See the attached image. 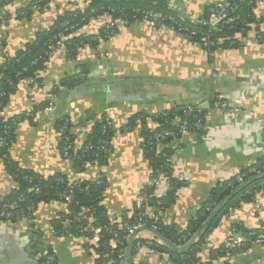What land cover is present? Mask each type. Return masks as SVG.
Returning a JSON list of instances; mask_svg holds the SVG:
<instances>
[{
    "label": "crops",
    "instance_id": "1",
    "mask_svg": "<svg viewBox=\"0 0 264 264\" xmlns=\"http://www.w3.org/2000/svg\"><path fill=\"white\" fill-rule=\"evenodd\" d=\"M163 1L191 17L205 8L213 9L228 2ZM73 4L85 7L82 0H53L50 8L35 13L30 20L11 19L5 24L0 34L7 48L0 47V67L7 54L12 55L33 42L38 32L72 11ZM24 5L16 2L7 10L15 15ZM255 13L263 19L260 27L264 33V0ZM110 20L114 21L111 16L95 19L81 34L97 35ZM115 23L118 31L111 39L101 41L98 47L82 49L75 60L67 58L64 48L58 49L41 73L42 86L32 79L21 82L3 112L6 118L31 112L45 103H53L54 111L40 110L32 120L18 124L11 159L18 167L44 177L60 173L76 182L78 172L62 155L61 133L55 122L68 117L76 145L80 147L88 136L87 129L93 127L95 120L106 117L116 130L112 141L114 152L108 165H90L82 178L93 182L101 175L106 176L108 186L103 205L110 217L121 223L124 216L132 214L141 191L151 184L152 161L145 155L143 144L145 132L159 127L153 116L176 106L198 105L206 111L201 132H190L178 142L158 144L159 152L171 151L173 176L187 183L179 190L177 202L168 209L165 222L185 229L219 182L264 157V42L253 30L243 46L219 50L210 60L198 44L171 28H156L144 21ZM67 79H72L71 86L63 84ZM215 98L219 100L216 104ZM223 101L229 102L227 110L220 107ZM140 115L143 116L131 127V120ZM17 188L16 179L0 159V194L10 195ZM167 189L164 186L159 196ZM67 210L62 202L41 203L32 221L22 218L6 224L0 220V264H44L42 258L48 247L61 264H96L85 242L52 233V221ZM235 223L247 230L262 226L264 192L255 202L241 205L223 219L202 249L200 256L204 261H210L212 251L228 245ZM68 225L67 222L65 227ZM156 236L153 230L138 233V239L146 242L156 241ZM133 264L170 263L146 249L137 254ZM214 264H226V259H218ZM233 264H264V245L255 244L240 253Z\"/></svg>",
    "mask_w": 264,
    "mask_h": 264
},
{
    "label": "trees",
    "instance_id": "2",
    "mask_svg": "<svg viewBox=\"0 0 264 264\" xmlns=\"http://www.w3.org/2000/svg\"><path fill=\"white\" fill-rule=\"evenodd\" d=\"M52 1L30 0L25 6L16 10L15 15H12L7 7L15 4L16 0H0V33L1 28L11 19L30 20L35 13H43L50 8ZM258 1L228 0L225 6L227 17L216 26V29H212L201 22L217 15L218 7L205 8L199 21L193 22L183 19L163 0H86L83 9L78 8L65 12L51 26L38 32L33 42L26 44L23 49L17 50L12 55L7 54L0 67V159L4 162L7 172L16 179L18 188L10 195L0 194V213H12L10 221L13 224L22 218L32 221L34 219L32 207L38 208L41 203L47 204L56 201L65 203L66 195L73 191V201L68 204L67 212L52 221L53 231L55 235L88 238L91 237V233L87 231L89 226L102 229V244L96 247L86 244L88 249L94 250L98 255L95 258L96 264L107 263L103 254L109 249V244L115 238H123L127 233V228L139 219L146 222L145 229L147 230L152 231V226L155 225L156 229L153 231L157 235L156 238L161 239L163 243L153 241L150 244L140 239L124 242V247L118 249H127V258L130 264L139 253L136 250L138 242L150 244L151 250L157 252L163 260L170 264H214V261L218 259L228 255L236 258L240 253L251 249L256 244L255 241L260 236H264V223L255 230H247L242 224L235 223L232 230L246 239L241 248L232 249L228 245L221 246L210 253V261H204L200 256L207 239L219 227L223 219L230 217L241 205L255 202L258 195L264 192V185H262L264 182V157L257 159L254 164L240 171L242 180L239 181L238 177L233 176L219 182L212 189L208 200L191 217L185 229L179 228L174 223L167 224L165 222L168 209L177 202L179 190L187 186V183L179 181L173 176L169 153L171 151L165 149L159 152L158 144L159 142L162 144L178 142L181 139L178 125L183 122H187L190 132H201L206 111L200 109L198 105L191 104L186 108L176 106L153 116L154 122L159 127L154 131L145 132L143 144L145 155L152 161L151 184L141 191L140 198H144L143 202H135L132 214L124 216L121 223L118 222V219H112L103 205V195L108 186L106 176H101L99 180L93 182L85 179L72 182L64 174L58 173L44 177L32 170L22 169L13 163L10 152L17 138L18 124L24 120H32L40 110L50 104L38 105L31 112H23L12 118H6L3 112L11 96L18 91L21 82L32 79L40 86L43 85V77L36 78L38 73L46 70L53 49L61 48L62 44L67 58L75 60L82 49L98 47L101 41L109 40L112 33L116 34L118 31L116 26L110 28L104 26L97 35H75L76 31L82 30L93 19L104 14H110L115 22L134 23L144 21L145 15L149 12H159L165 17V20L161 22L163 25L177 32L181 30V34L200 45L209 59L213 60L214 57L210 55L211 53L240 48L253 30L257 31L260 41L264 42V33L260 27L263 19L255 13ZM192 33L195 35L191 36ZM61 34L62 36H60ZM205 43L207 44L205 45ZM0 47L3 50L7 48V42L1 40V34ZM71 80L67 79L63 81V84L71 86ZM53 91L56 94L57 89ZM217 102L219 100L215 98L213 103ZM189 107L195 110L189 113ZM142 116L133 118L130 126L133 127L135 121ZM108 121L104 116L95 120L92 133L87 136L82 146L77 147L76 137L71 132L73 125L68 117L56 120V128L61 133L62 155L72 162L73 168L78 173H84L90 165L103 167L109 164L114 152L112 141L116 130L113 127L104 130ZM168 131L174 133V136L165 139L157 138L158 135ZM165 175L168 176L166 185L168 189L160 196L155 195L157 186L152 183ZM15 202L17 207L13 210L9 209V206ZM85 209L89 212L83 215L82 212ZM150 209L156 210L152 217L147 215ZM158 210H161L163 214L158 215ZM90 218L93 222H89ZM67 222L69 225L65 227ZM48 248L49 251L42 258L44 264L45 256L54 253L50 247ZM113 252L115 253L116 250ZM226 264L229 262L226 261Z\"/></svg>",
    "mask_w": 264,
    "mask_h": 264
},
{
    "label": "built area",
    "instance_id": "3",
    "mask_svg": "<svg viewBox=\"0 0 264 264\" xmlns=\"http://www.w3.org/2000/svg\"><path fill=\"white\" fill-rule=\"evenodd\" d=\"M262 0H259L258 3H257V6L258 4L261 3ZM16 2H20L22 4H27L30 2V0H16ZM86 3V0H82V4L85 5ZM24 5V6H25ZM225 6H226V3L225 4H219L217 7L219 8V12L217 15H213L211 16V18L207 21H203L201 23H203L204 25H208L210 26L212 29H216V26L221 22L223 21L227 16H226V12H225ZM83 9L84 7H80L79 5H72L71 6V10H76V9ZM175 9V8H174ZM176 11H178L177 9H175ZM178 13L180 14V16L183 18V19H188L190 21H193V22H198L199 21V18H200V15L203 13H200L198 15H195L194 17H191V16H188L184 13H181L178 11ZM104 16H108L110 17L111 15L110 14H104L103 16H100L98 17L97 19L101 18V17H104ZM96 19V18H95ZM95 19H93L92 21H94ZM165 20V17L159 13V12H149L145 15V19H144V22L148 23L149 25L153 26V27H156V28H167L169 29L170 27L166 26V25H163L161 22ZM91 21V22H92ZM119 22V21H117ZM160 25V26H159ZM104 26H107L108 28L110 27H113V26H116L117 27V24L110 20V22H108L107 24H105ZM83 30V29H82ZM82 30H78L75 32V35H81V31ZM179 33H181V30L178 31ZM115 34H111L109 36V39H111ZM195 35L194 33L191 34V36ZM62 36V34L60 35ZM257 37L260 39V36L257 34ZM64 39V37H63ZM207 43H205L206 45ZM64 48V45L61 44V48H58V49H63ZM199 48L202 50L201 46L199 45ZM58 49H53V54L58 50ZM204 51V50H203ZM217 52H214L213 54L211 53L210 55H212V57H214L216 55ZM52 54V55H53ZM42 77V74L41 73H38L37 75V78L36 79H39ZM229 102L228 101H223L220 103V107L221 109L223 110H227L228 107H229ZM46 111L49 112V113H53L54 111V105L53 103H50V105H48L46 108ZM189 110V113H191L192 111H194L195 109L194 108H191L189 107L188 108ZM108 127H113V124L111 121H108V124L104 127L105 129L104 130H107ZM179 127V133L181 135V138L182 137H185L187 134L190 133V129L188 127V124L187 122H183L181 123L180 125H178ZM91 131H92V128H88L86 133L89 135L91 134ZM174 136V133L172 132H165V133H162L161 135H158V139L163 138H167V137H173ZM258 174H260L259 172H257ZM83 173H78V181L76 182H79V181H82L83 178ZM102 176V175H101ZM101 176L99 177V179L101 178ZM238 177V180H242V177L240 176V173H235L234 175H232L231 177ZM98 179V180H99ZM168 183V176L165 175L163 177H161L158 181H154L152 184H156L157 186V189L155 191V195H159V193L161 191H163V187L166 186ZM264 185V182L263 184ZM72 192L73 191H70V194L66 195L65 197V203L68 207V204L71 203L73 201L72 199ZM143 197L139 199V203L143 202ZM17 207V203H13L12 205L9 206V209L13 210ZM37 210V207H32L31 208V211H34V213L36 212ZM155 211L156 210H152L150 209L147 213L148 216L152 217L154 214H155ZM89 212V210H83L82 214L85 215ZM157 214L158 215H162L163 212L161 210H158L157 211ZM12 217V213L10 212H2L0 213V220L3 222V223H6V224H13L11 223L10 221V218ZM89 222H93L92 218H90ZM146 222L142 219H139L136 223H134L131 227H128L127 230H126V235L123 237V238H115L114 240H112V242L109 244V249L103 254V258L106 260V264H130L128 258H127V249L126 248H121V249H118L119 247H124V242H129L131 240H138V233L145 229V226H146ZM152 229L155 230L156 229V226H152ZM90 233H91V237H78V239L82 240L83 242H85V244H89V245H92V246H99L100 244H102V229L100 228H93L92 226H89L88 227V230ZM52 233L55 235V232L52 230ZM157 243H161V239L157 238L156 240ZM246 242V239L241 235V234H238L235 230H232L231 232V235L229 237V241H228V246L232 249H238V248H241ZM151 244V242H148ZM256 245H264V236H260L256 241H255ZM150 244L147 245V244H141L140 242H138L136 244V250L137 252H141V251H144V250H151L150 248ZM103 247V246H102ZM113 250H116V254L113 252ZM93 254H94V257L97 258L98 255L97 253L92 250ZM115 254V255H113ZM136 257L133 259L132 261V264L134 263ZM226 261L229 262V264H233V261H234V258L231 257V256H226L225 257ZM45 264H61L60 261H59V258L57 256V254L54 252V253H49L45 256Z\"/></svg>",
    "mask_w": 264,
    "mask_h": 264
}]
</instances>
